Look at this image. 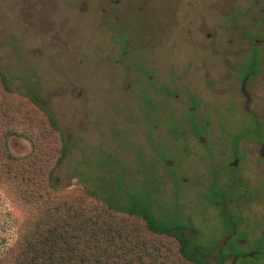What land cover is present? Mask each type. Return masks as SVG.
<instances>
[{
    "label": "rangeland",
    "instance_id": "1",
    "mask_svg": "<svg viewBox=\"0 0 264 264\" xmlns=\"http://www.w3.org/2000/svg\"><path fill=\"white\" fill-rule=\"evenodd\" d=\"M263 12L264 0H0V69L13 90L38 96L66 139L52 183L106 196L105 180L123 179L156 213L191 225L208 264L239 263L221 208L205 196L215 180L249 183L251 201L233 197L227 208L252 249L264 229V157L255 138L243 139L233 172L232 138L255 118L264 137ZM253 55L257 73L245 85ZM9 98L31 110L25 97ZM8 147L16 157L32 151L19 136ZM17 202L0 189V259L29 217Z\"/></svg>",
    "mask_w": 264,
    "mask_h": 264
},
{
    "label": "trees",
    "instance_id": "2",
    "mask_svg": "<svg viewBox=\"0 0 264 264\" xmlns=\"http://www.w3.org/2000/svg\"><path fill=\"white\" fill-rule=\"evenodd\" d=\"M255 56L250 68L257 64ZM7 78L0 69V189L21 209H28L29 217L0 264H208L207 247L189 234L191 225L172 214L156 213L150 196L127 184L123 189V179L107 178L106 186H100L106 196L85 185L74 195L57 188L52 178L67 156L66 139L38 96L13 90ZM11 94L25 97L31 110L19 106V111L11 104ZM34 121L45 134L33 126ZM194 132L203 135L196 127ZM261 132V123L253 120L232 139L235 144L246 138L261 141ZM44 135L59 136L60 144L44 147ZM11 136L30 141L31 153L16 157L8 147ZM207 199L219 205L228 229L239 222L225 206L227 191L217 180ZM246 261L241 258L237 264Z\"/></svg>",
    "mask_w": 264,
    "mask_h": 264
},
{
    "label": "flooded vegetation",
    "instance_id": "3",
    "mask_svg": "<svg viewBox=\"0 0 264 264\" xmlns=\"http://www.w3.org/2000/svg\"><path fill=\"white\" fill-rule=\"evenodd\" d=\"M262 16H263V18L260 17V20H264V14ZM263 24H264V22H263ZM262 36H263L262 40H264V33H262ZM254 46H256V45H253V47ZM253 47H251V48H253ZM256 50H257L256 48L255 49L253 48L251 53L254 54V52H256ZM250 66H251V64H250ZM258 66L260 67V62L258 64ZM250 70H251L250 67H248L247 71L242 72V75L245 76L244 79H243V81H245L244 82L245 85L248 82V80L249 79L251 80V78L257 73L256 71L255 72L254 71L250 72ZM196 107H197V103L194 102L193 103V107H192V109L190 111V116H191V113H193V117L195 116L194 109ZM255 120H257V119L255 118ZM241 142H242V140L239 141L237 144L234 143V145H233V153H232V155H233L234 162L231 163V166H232L231 170H233V172H236V167L234 166V163H236L237 161L242 160V157H241V155L239 153V151H240V143ZM257 142L260 145V153L264 157V137H262L261 141H257ZM212 182H211V184H209L210 186L207 187V191L208 192H207V194L205 196L206 199H207V196H208V194L210 192V188L213 186ZM231 184L232 185H229L228 187H222L223 189H225L227 191V197L229 199L228 202L230 204L233 201V197L241 198L242 199V200H240L241 202L251 201L252 192H251V189L249 187V183L248 182L242 180L241 178H238V179L234 178L232 180ZM219 187H221V186H219ZM231 198H232V200H231ZM208 202H209V200H208ZM209 203H211V202H209ZM212 205L217 206V207L219 206L217 203H213ZM225 206L227 207V204ZM232 208L236 210V208H234V207H232ZM237 209H242V207H238ZM228 210L230 211L229 208H228ZM234 216L236 217V219L238 221L239 220L241 221L240 214H236V215L234 214ZM238 226H239V222L236 225L233 224V226L230 229H228V234L231 235L229 239H231V240L233 239L234 240L233 241L234 243L232 244V248L231 247L228 248L229 252H234L236 257L237 256H240L241 258H245V256L252 257V258L258 260L260 263H264V229L260 232V234L257 237L254 238L253 243H252L253 244V248L249 249L248 248V245L250 244L249 239L247 237H244L243 235H241L242 237L238 236V233H239L237 231ZM261 257H262L263 261L259 260ZM234 260H236V258Z\"/></svg>",
    "mask_w": 264,
    "mask_h": 264
}]
</instances>
